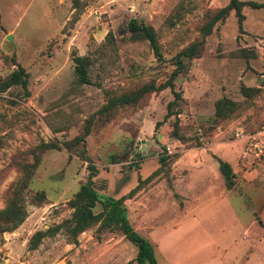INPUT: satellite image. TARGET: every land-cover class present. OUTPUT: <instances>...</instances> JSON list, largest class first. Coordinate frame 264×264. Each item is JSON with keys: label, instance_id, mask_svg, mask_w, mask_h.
<instances>
[{"label": "rangeland", "instance_id": "1", "mask_svg": "<svg viewBox=\"0 0 264 264\" xmlns=\"http://www.w3.org/2000/svg\"><path fill=\"white\" fill-rule=\"evenodd\" d=\"M79 1L80 7L74 9L71 0H0V76L22 67L29 91L24 96L21 87L12 86L0 93V209L19 176L17 165L31 161L29 153L41 141L57 146L41 155L27 191L28 200L42 191L45 201L40 206L27 203L24 222L0 234V264H135L136 246L115 229L98 224L78 235L75 244L59 233L43 238L35 250L27 248L34 231L70 217L66 202L88 172L79 151L84 148L98 169L94 180L100 197H118L137 186L136 197L147 185L170 188L164 172L148 182L142 179L154 169L147 160L139 169L144 157L155 161L168 154L167 146L174 147L175 140L183 148L200 145L197 132L203 140L225 141L231 140L237 128L264 122V7L247 4L242 8L241 31L232 12L206 37L200 57L185 61L184 71L174 81L182 97L178 115L163 120L166 104L173 99L169 88L152 92L134 107L116 109L105 123L104 117H95L84 143L74 144L68 152L64 143L82 134L84 121L104 104L108 93L119 94L150 81L164 82L174 69L172 57L199 37L204 15L228 2ZM242 1L264 5V0ZM131 18L153 27L160 58L147 41L128 40ZM73 55L89 58V84L77 82ZM241 85L260 91L244 98ZM221 96L240 108L216 124L214 103ZM175 119L181 138L170 134ZM234 191L241 199L242 189ZM146 192L151 191L147 188ZM174 198L179 201L177 195ZM100 210L98 203L93 211Z\"/></svg>", "mask_w": 264, "mask_h": 264}, {"label": "crops", "instance_id": "2", "mask_svg": "<svg viewBox=\"0 0 264 264\" xmlns=\"http://www.w3.org/2000/svg\"><path fill=\"white\" fill-rule=\"evenodd\" d=\"M209 141L206 147L183 148L176 140L167 146L168 154L178 153L170 166V188L142 187L138 198L125 202L128 220L153 245L157 264H264V175L241 170L239 142ZM217 159L230 166L231 187ZM143 160L139 169L147 161L158 167L157 160ZM237 188L241 199L235 197Z\"/></svg>", "mask_w": 264, "mask_h": 264}, {"label": "trees", "instance_id": "3", "mask_svg": "<svg viewBox=\"0 0 264 264\" xmlns=\"http://www.w3.org/2000/svg\"><path fill=\"white\" fill-rule=\"evenodd\" d=\"M71 1L74 9L80 7L79 0ZM247 4L251 5L253 8L264 7L263 4L254 2L228 0L226 5L208 11L204 15V20L199 27V37L181 48L172 57L174 69L170 72L168 78L164 82L155 84L150 81L119 94L108 93L104 104H102L95 113L90 115L84 121L82 134L74 137L71 141L64 143L65 149L70 152L74 144L79 142L84 143L85 137L90 133L95 117L96 119H98V117H104L102 122L105 123L113 118L116 109L128 106L134 107L138 105L145 96L152 92L169 88L173 95V99L166 104V113L163 116V120H166L173 115H178L181 112V105L179 102L182 100V97L181 92L175 90L174 81L175 78L184 71L185 61L200 57L205 45L206 37L212 34L216 24L224 22L232 12L236 18L237 30L241 31L242 21L244 20L242 8ZM127 31L129 33L128 40L147 41L154 55L157 58L161 57L153 27L131 18L127 23ZM108 36H110V33L106 35V38H109ZM72 59L74 62V71L77 76V82L79 84H89L90 79L87 74V69L90 64L89 58L84 55H73ZM12 86L21 87L24 96L29 95L27 87L28 75L20 66H17V68L13 69L9 74L0 76V93L5 92ZM259 91V87L240 86V93L244 98L250 99L256 96ZM239 108L240 105L238 103L232 101L226 96H221L214 103L213 117L215 123L217 124L228 119ZM158 124L159 122H157L155 126ZM178 129V122L177 119H175L170 133L173 138H181ZM56 147L57 146L54 142L41 141L30 151L29 154L32 158L31 161H23L17 165L19 176L7 190L4 206L0 209V234L4 232H12L24 222L28 215L26 209L27 203L40 206L45 201V195L42 191L34 192L28 200L27 191L34 172L40 163L41 155L46 150L54 149ZM79 155L81 159L87 163L86 167L88 172L85 181L80 183L78 190L74 193L72 198L66 202L67 207L71 209L70 217L48 227L47 229L34 231L27 242V248L29 250H35L40 245L43 238L54 237L59 233H63L66 236L68 243L75 244L77 243L78 235L98 224V227L100 228L115 229L123 235L128 242L136 246V254L134 257L135 264H157L153 245L148 239L140 235L132 227L127 217L125 202L135 196L137 191H139V187L136 186L127 194L118 197L112 195L100 197L96 190L94 180L98 173V169L95 167L91 159L85 155L84 148L79 151ZM177 157L178 153L159 155L157 157L158 167L153 173L144 179V181H151L155 176L162 172H164L167 179L170 172V166ZM217 160L219 170L226 186L231 187L232 173L230 166L221 159ZM135 164L137 166V163ZM98 203L101 206V210L99 212H94L93 209Z\"/></svg>", "mask_w": 264, "mask_h": 264}, {"label": "built area", "instance_id": "4", "mask_svg": "<svg viewBox=\"0 0 264 264\" xmlns=\"http://www.w3.org/2000/svg\"><path fill=\"white\" fill-rule=\"evenodd\" d=\"M200 135L197 132L199 146H208L210 141L201 139ZM231 140L240 143L238 158L241 170L259 171L264 175V122L249 129H235ZM165 152L170 153L171 151L167 147Z\"/></svg>", "mask_w": 264, "mask_h": 264}]
</instances>
